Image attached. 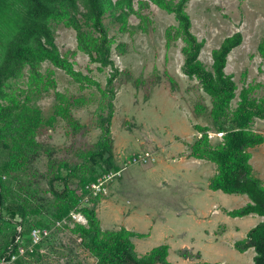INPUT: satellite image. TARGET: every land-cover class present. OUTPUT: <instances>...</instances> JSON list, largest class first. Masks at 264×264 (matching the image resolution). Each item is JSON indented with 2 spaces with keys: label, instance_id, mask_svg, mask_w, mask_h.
<instances>
[{
  "label": "trees",
  "instance_id": "1",
  "mask_svg": "<svg viewBox=\"0 0 264 264\" xmlns=\"http://www.w3.org/2000/svg\"><path fill=\"white\" fill-rule=\"evenodd\" d=\"M188 1L138 0L136 6L134 0H0V259L16 255L10 264H30L31 261L49 264L42 261L36 245L31 251L18 255L20 247L26 244L18 241L17 236L23 239L34 227H47L57 220L70 219L69 213L76 210L84 215L87 224L75 223L73 227L63 224L57 229L77 235L79 245L96 264H170L168 245H158L138 255L131 237H142V234L125 227L101 228L96 206L103 194L91 196L86 206L78 208L80 197L76 193L77 188H83L100 173L120 169L112 158L111 120L116 90L127 70L118 69L111 52L114 49L117 55H123L127 44H115L105 18L113 19V23L118 24L117 32L122 34L129 29V15L134 14L142 22L139 27L146 30L149 19L142 9L154 4L174 15L176 25L165 30L166 44L172 40L182 41L181 70L190 79H196L209 97L208 107L196 104L194 110L196 115L204 113L211 126L193 125L199 135L187 144V155L215 164L209 189L248 197L246 204L226 213L231 217L255 213L262 220L251 227L243 239L236 241L234 247L239 252L252 248L254 264H264V182L254 173L250 163V149L264 142V135L251 128L255 118L264 119V95L253 96L255 87L251 85L242 87L236 94L237 85L232 75L225 72L229 53L242 43L241 32L224 37L218 47L211 50L210 68L199 59L204 40H198L191 31L186 11ZM53 24L74 30L75 50L59 51ZM77 51L87 55L100 71L110 69L103 88L74 67L70 57ZM257 51L264 59V34ZM44 62L62 70L80 90L94 85L100 92L95 110L99 138L92 148L75 152V160H48L42 178L46 184L44 191L51 197L38 193L41 188L34 164L41 142L37 137L44 128H53L58 118L66 121L73 132L79 131L83 126L72 117L71 110L84 106L87 97L82 93L66 95L56 90L55 71L46 68L42 72ZM24 77L25 89L14 88V83ZM147 84L144 86L146 97ZM50 89L54 102L51 112L45 115L36 101ZM236 96V105L231 108L230 103ZM211 130L221 135L219 141L211 142ZM73 184L76 188H72ZM181 255L195 258L186 250Z\"/></svg>",
  "mask_w": 264,
  "mask_h": 264
},
{
  "label": "rangeland",
  "instance_id": "2",
  "mask_svg": "<svg viewBox=\"0 0 264 264\" xmlns=\"http://www.w3.org/2000/svg\"><path fill=\"white\" fill-rule=\"evenodd\" d=\"M134 1L138 6V0ZM186 11L191 20V31L198 40H204L199 59L208 68L212 62L211 50L218 47L224 37L241 32L242 43L229 53L225 72L232 75L237 85L236 94L242 87L251 85L255 87L253 96H263L264 59L259 56L257 45L264 34V0H189ZM142 13L149 19L146 30L139 27L142 22L132 14L128 17L129 29L122 34L117 32L118 24L113 23V19L105 18L115 44H127L123 55H117L114 49L111 52L115 65L119 70H127V74L116 90L111 120L112 158L122 169L118 177L105 184L106 191L102 194L103 197L107 194L106 204L103 201L96 209L100 226L108 230L125 227L148 233L149 236L132 239L137 253L143 255L155 246L166 244L173 264H188L178 261L180 249L186 246L194 252L188 251L195 256L192 260L200 253L201 258L209 263L254 264L253 249L243 255H235L236 248L226 243L228 237L225 236V225L232 228V225L239 226L240 221L224 213L223 207H241L246 195L209 189L208 181L215 173L212 162H196L198 159L190 158L192 160L179 164V159L187 151V144L199 135L193 125L211 126V122L204 113H195L196 104L208 107L210 102L197 85V80L190 79L181 70L182 41L172 40L166 44L165 30L176 25L174 15L154 4L142 9ZM53 29L61 53L76 49L73 29L62 24H53ZM70 58L77 70L88 74L101 88L105 86L110 72L108 67L100 71L97 64L91 63L87 55L79 51ZM46 68L55 71L56 90L66 95L82 93L87 97L84 106L71 110L72 117L83 126L79 131L73 132L66 121L58 118L53 128H44L37 137L41 142L34 164L41 188L38 193L51 197L44 191L46 184L42 178L48 168V160H75V152L92 148L99 138L95 110L100 92L94 85L80 90L68 75L48 62L42 64V72ZM25 81V77L19 79L14 88L25 89ZM145 82L149 85L147 97ZM237 99L236 96L231 101V108L235 107ZM36 102L45 115L51 112L54 102L52 89ZM251 128L264 135V119L255 118ZM220 136L209 131L213 143L219 141ZM145 151L152 153L156 160L145 164L128 162ZM250 151L254 173L264 182V142ZM115 170H106L98 176ZM72 188H76L75 184ZM216 206L222 211H213ZM240 227L244 233L250 228ZM39 228L48 231L36 244L42 261L49 264H96L79 245L77 235L68 230H58L54 224ZM212 231L217 238L223 235L222 240L211 243ZM240 235L234 237L240 240ZM23 237L22 243L26 245L22 247L29 250V234ZM30 264L39 263L31 261Z\"/></svg>",
  "mask_w": 264,
  "mask_h": 264
},
{
  "label": "built area",
  "instance_id": "3",
  "mask_svg": "<svg viewBox=\"0 0 264 264\" xmlns=\"http://www.w3.org/2000/svg\"><path fill=\"white\" fill-rule=\"evenodd\" d=\"M219 134V133H218ZM155 156L148 152H141L137 156H134L129 160V163H137V164H145L150 161H154ZM121 169L115 170V171H108L107 173L98 176L95 180L89 181L88 183L85 184L83 188H77L76 193L80 197L79 198V205L78 208L84 207L88 203V199L91 196H97L98 194H102L104 191H106V183L111 181L113 178L118 177ZM70 219L68 217L63 218L61 220H57L55 222V226H62L63 224H67L69 227H73L75 223L83 224L86 225L87 221L84 215L80 211L73 210L69 213ZM48 231L45 228H39V227H34L30 233H29V240L31 245L28 247L29 250H32V247L36 245L40 239L47 235ZM18 241H22V237L20 235L17 236ZM26 249L23 247H20L18 255L24 254ZM16 258V255L10 256V258H2L0 259V264H10L12 260Z\"/></svg>",
  "mask_w": 264,
  "mask_h": 264
},
{
  "label": "crops",
  "instance_id": "4",
  "mask_svg": "<svg viewBox=\"0 0 264 264\" xmlns=\"http://www.w3.org/2000/svg\"><path fill=\"white\" fill-rule=\"evenodd\" d=\"M187 153H188V150L187 151H185V155H183L179 160H180V165H183L184 164V162L183 161H185V160H192V159H190V158H193V157H188V155H187ZM195 158H193V160H194ZM155 160H156V157H155ZM196 162H205L206 163V161L205 160H201V159H198V160H195ZM214 174V173H213ZM212 174V175H213ZM211 175V176H212ZM211 178V177H210ZM209 182V181H208ZM243 195H245V194H243ZM106 196H107V194L101 199V201L97 204V207H96V209L98 208V205L101 203V202H103L104 200H105V198H106ZM247 197V196H246ZM249 201V199H248V197H247V199L246 200H244V201H242V205L241 206H243L244 204H246L247 202ZM103 204H106V202L104 201V203ZM106 206V205H105ZM220 207H217L216 206V208L214 207L213 209V211H215V210H220L219 209ZM223 209L225 210V211H228V210H232V209H227V208H225V207H223ZM120 211H122L121 209H120ZM220 211H222V210H220ZM224 213H226V212H224ZM227 214V213H226ZM228 215V214H227ZM234 218V220H236V221H240V224H239V226L238 225H232V228L231 227H229V226H227V225H225V231H226V234H225V236L226 237H228V239H227V241H226V243H228L229 245H233V247H234V243L236 242V241H238V239H236L234 236H237L238 234H242V235H240V236H242V239L246 236V233H247V231L251 228V227H253V226H255L258 222H260L261 220H262V217L261 216H259V215H257V214H255V213H251V214H248V215H245V216H242V217H233ZM240 226H243V228L245 227V226H249L250 228L246 231V233H244V231L242 230V229H240L241 227ZM126 229H129V228H126ZM131 231H133V230H131ZM133 232H136V233H139V234H142V237H139V236H133V237H131V241L133 242V238L134 237H137V238H143V237H145V236H149V234L148 233H145V232H138V231H133ZM217 236V234L214 232V231H212V234H211V237H210V240L209 241H211V243L213 242H215V241H217L218 239H221L222 240V238H223V235H220L221 237L220 238H217L216 237ZM219 237V236H218ZM241 240V239H240ZM134 243V242H133ZM134 246H135V244H134ZM249 249L250 248H248L246 251H244V252H239V251H237L236 250V253L237 254H235V255H243V254H245L246 252H248L249 251ZM252 249V248H251ZM136 250V249H135ZM181 251H183V250H187V251H190V252H192V253H194L193 251H191V248H189L188 249V247L186 246V248H183V249H180ZM254 251V250H253ZM137 252V251H136ZM199 253V252H198ZM138 254V253H137ZM139 255V254H138ZM253 255H254V253H253ZM253 258V257H252ZM167 260H168V262L170 263V264H173V262H171L170 261V259H169V245H168V255H167ZM178 261H180L181 263L182 262H185V263H188V264H195V263H199V262H205V260H203L202 258H201V254L199 253V257L198 258H196L195 260H192V258H185V257H183L181 254H179V260ZM177 261V262H178ZM222 264V263H221Z\"/></svg>",
  "mask_w": 264,
  "mask_h": 264
}]
</instances>
